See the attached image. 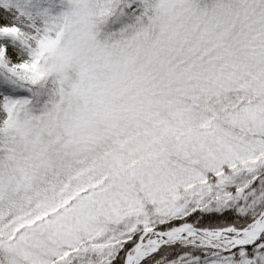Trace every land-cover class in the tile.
Here are the masks:
<instances>
[{
  "label": "snow or ice",
  "instance_id": "obj_1",
  "mask_svg": "<svg viewBox=\"0 0 264 264\" xmlns=\"http://www.w3.org/2000/svg\"><path fill=\"white\" fill-rule=\"evenodd\" d=\"M0 264H264V0H0Z\"/></svg>",
  "mask_w": 264,
  "mask_h": 264
},
{
  "label": "trees",
  "instance_id": "obj_2",
  "mask_svg": "<svg viewBox=\"0 0 264 264\" xmlns=\"http://www.w3.org/2000/svg\"><path fill=\"white\" fill-rule=\"evenodd\" d=\"M212 0H200L201 6L203 7L206 4H211Z\"/></svg>",
  "mask_w": 264,
  "mask_h": 264
}]
</instances>
